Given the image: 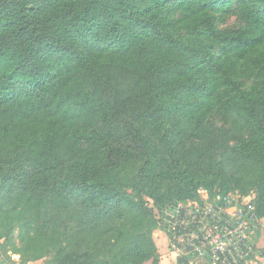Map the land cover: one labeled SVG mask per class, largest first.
<instances>
[{
    "label": "trees",
    "instance_id": "trees-1",
    "mask_svg": "<svg viewBox=\"0 0 264 264\" xmlns=\"http://www.w3.org/2000/svg\"><path fill=\"white\" fill-rule=\"evenodd\" d=\"M201 190L264 217V0H0L6 252L158 264Z\"/></svg>",
    "mask_w": 264,
    "mask_h": 264
},
{
    "label": "built area",
    "instance_id": "built-area-1",
    "mask_svg": "<svg viewBox=\"0 0 264 264\" xmlns=\"http://www.w3.org/2000/svg\"><path fill=\"white\" fill-rule=\"evenodd\" d=\"M220 201L221 206L217 210L206 206L192 210L183 206L186 202L177 204L168 212L173 217L169 220L168 230L174 236V244L182 239H189L190 245L199 252H210L216 264H242L248 254L254 251L251 236L260 227V218L256 215L252 203L243 209L232 211L230 194L223 200L220 198ZM208 214L213 216L211 229H214L215 234L203 225V220Z\"/></svg>",
    "mask_w": 264,
    "mask_h": 264
},
{
    "label": "rangeland",
    "instance_id": "rangeland-1",
    "mask_svg": "<svg viewBox=\"0 0 264 264\" xmlns=\"http://www.w3.org/2000/svg\"><path fill=\"white\" fill-rule=\"evenodd\" d=\"M242 24V21L236 16V15H230L227 19L221 20L219 26L221 28L226 27H238ZM212 122L216 125H222L223 121L219 117H213ZM254 193H251L248 196H241L238 192H234L230 194V200H231V210L234 211L235 209L244 208L247 207L253 200ZM220 198L218 196H214L212 194H208L206 191L201 190V201L199 202H186L183 203V206L185 208H191L192 210H197V208H203L208 207L217 210L219 206H221ZM160 216V215H159ZM169 219L163 218V216H160L163 218L162 227L156 229L153 233L154 240L158 246V249L160 251V245L162 242H164V236L167 235L168 232L166 231L168 227L165 229V224H169V220H171L173 217L171 214L168 213ZM218 216H220V213H218ZM213 224V216L211 214H208L205 216L203 220V225L207 228V230H210L211 232H214V229H211V226ZM252 234L251 239L254 246V250H256V235L258 232ZM2 240L0 239V264H19L20 263V255L19 254H13L11 251L6 252L2 248ZM172 243V242H171ZM159 244V245H158ZM168 246H166L167 248ZM187 248V252H185V249ZM172 249H176L178 252H180V256L184 254L185 257H187L190 261L193 262V264H196V262H199L198 264H216V262L212 259L210 252L206 251L204 253L199 252L198 249L190 245V240L185 239L178 241L176 244L172 245ZM254 252V251H253ZM46 259H41L34 262H29L28 264H45Z\"/></svg>",
    "mask_w": 264,
    "mask_h": 264
},
{
    "label": "crops",
    "instance_id": "crops-1",
    "mask_svg": "<svg viewBox=\"0 0 264 264\" xmlns=\"http://www.w3.org/2000/svg\"><path fill=\"white\" fill-rule=\"evenodd\" d=\"M256 238V250L248 254V257L243 264H264V217L260 219V227L257 232ZM163 239L164 242L161 243L159 251L161 259L158 264H193L192 261L184 256V254L180 256V252H178L176 249H172V244L168 234H165ZM166 246L168 247L166 248ZM180 257L187 259L189 262L180 263ZM198 263L199 262H196V264Z\"/></svg>",
    "mask_w": 264,
    "mask_h": 264
}]
</instances>
